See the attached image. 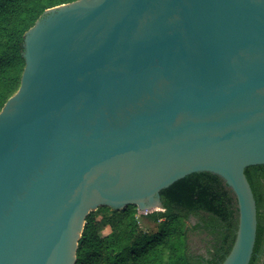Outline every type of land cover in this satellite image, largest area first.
I'll return each instance as SVG.
<instances>
[{
    "label": "water",
    "instance_id": "water-1",
    "mask_svg": "<svg viewBox=\"0 0 264 264\" xmlns=\"http://www.w3.org/2000/svg\"><path fill=\"white\" fill-rule=\"evenodd\" d=\"M24 49L0 112V264H75L91 210H161L164 188L201 171L238 198L222 264H250L264 0H76L47 9Z\"/></svg>",
    "mask_w": 264,
    "mask_h": 264
},
{
    "label": "trees",
    "instance_id": "trees-1",
    "mask_svg": "<svg viewBox=\"0 0 264 264\" xmlns=\"http://www.w3.org/2000/svg\"><path fill=\"white\" fill-rule=\"evenodd\" d=\"M76 0H0V112L21 85L25 33L43 13ZM258 212L250 264H264V163L245 169ZM161 210L139 213L136 204L91 211L78 241L75 264H222L239 226L238 198L226 180L195 172L161 191ZM110 228L105 236L101 233Z\"/></svg>",
    "mask_w": 264,
    "mask_h": 264
},
{
    "label": "rangeland",
    "instance_id": "rangeland-1",
    "mask_svg": "<svg viewBox=\"0 0 264 264\" xmlns=\"http://www.w3.org/2000/svg\"><path fill=\"white\" fill-rule=\"evenodd\" d=\"M95 210H97V208H94L93 210H91V211H95ZM111 209H104V208H100V209H98L97 210V213H98V218H101V214L102 213H104V212H107V213H111ZM140 211V210H139ZM140 212H142V214H144V212H146V211H140ZM111 232V230H110V228H107V229H105L102 233H101V235H103V236H105V235H107V234H109Z\"/></svg>",
    "mask_w": 264,
    "mask_h": 264
},
{
    "label": "built area",
    "instance_id": "built-area-1",
    "mask_svg": "<svg viewBox=\"0 0 264 264\" xmlns=\"http://www.w3.org/2000/svg\"><path fill=\"white\" fill-rule=\"evenodd\" d=\"M139 213H142V212L139 211ZM144 214H147V212H144Z\"/></svg>",
    "mask_w": 264,
    "mask_h": 264
}]
</instances>
